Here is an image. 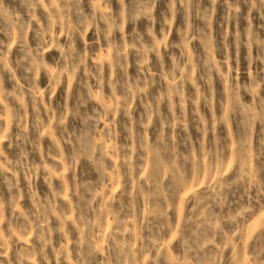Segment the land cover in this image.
<instances>
[{"label": "rangeland", "instance_id": "374dc122", "mask_svg": "<svg viewBox=\"0 0 264 264\" xmlns=\"http://www.w3.org/2000/svg\"><path fill=\"white\" fill-rule=\"evenodd\" d=\"M0 264H264V0H0Z\"/></svg>", "mask_w": 264, "mask_h": 264}]
</instances>
